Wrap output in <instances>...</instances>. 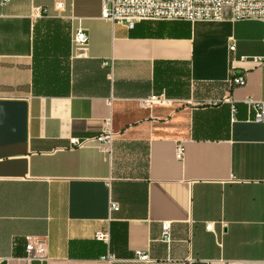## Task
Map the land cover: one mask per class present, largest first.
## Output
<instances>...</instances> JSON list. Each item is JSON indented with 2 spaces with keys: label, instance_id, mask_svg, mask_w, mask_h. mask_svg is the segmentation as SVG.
I'll list each match as a JSON object with an SVG mask.
<instances>
[{
  "label": "crops",
  "instance_id": "1",
  "mask_svg": "<svg viewBox=\"0 0 264 264\" xmlns=\"http://www.w3.org/2000/svg\"><path fill=\"white\" fill-rule=\"evenodd\" d=\"M100 9V0L0 6V101H23L26 113L25 153L0 158L25 160L23 176H0L1 264H23L26 236L44 244L39 264L264 261V122L246 104L264 101V65L238 59L264 55V22L127 29ZM76 28L83 50L70 42ZM232 74L244 85L231 88ZM104 122L108 149L66 148Z\"/></svg>",
  "mask_w": 264,
  "mask_h": 264
},
{
  "label": "built area",
  "instance_id": "2",
  "mask_svg": "<svg viewBox=\"0 0 264 264\" xmlns=\"http://www.w3.org/2000/svg\"><path fill=\"white\" fill-rule=\"evenodd\" d=\"M9 0H0V6L7 4ZM101 9L99 17L110 24L123 25L127 29L141 21L150 22H186L194 21H220L227 18L232 22L255 21L264 22V0H100ZM55 8L61 9V4L56 3ZM36 17L46 16V10L34 9ZM264 41V39H263ZM75 50H83L87 44L85 32L76 28L70 39ZM233 43L228 46L233 50ZM241 61L251 62L254 66L264 65V55H241ZM229 86L238 87L245 83L243 74H232L228 80ZM155 97L151 96L153 100ZM251 112V119L255 122H264V101L246 100ZM231 115L234 107L230 106ZM111 135L107 122L103 123L101 131L94 136L78 138L70 136L66 148L75 149L87 146L108 149ZM182 144L177 142L174 148L176 158L181 157ZM117 209L114 202H109V210ZM95 240L106 241L107 234L97 231ZM159 241L168 249L172 241L169 222H159ZM23 255L20 260L23 264H39L45 258V247L41 240L35 236H26L23 242ZM7 258H0V263ZM134 259L137 261H148L146 253L135 250ZM228 264V263H225ZM264 264V261L258 263Z\"/></svg>",
  "mask_w": 264,
  "mask_h": 264
},
{
  "label": "water",
  "instance_id": "3",
  "mask_svg": "<svg viewBox=\"0 0 264 264\" xmlns=\"http://www.w3.org/2000/svg\"><path fill=\"white\" fill-rule=\"evenodd\" d=\"M25 115L23 101H0V158L25 153ZM24 173V159L0 161V176H23Z\"/></svg>",
  "mask_w": 264,
  "mask_h": 264
},
{
  "label": "trees",
  "instance_id": "4",
  "mask_svg": "<svg viewBox=\"0 0 264 264\" xmlns=\"http://www.w3.org/2000/svg\"><path fill=\"white\" fill-rule=\"evenodd\" d=\"M1 264V263H0Z\"/></svg>",
  "mask_w": 264,
  "mask_h": 264
}]
</instances>
